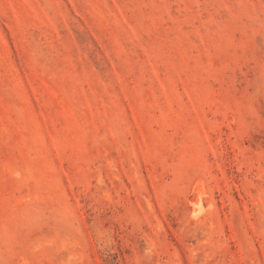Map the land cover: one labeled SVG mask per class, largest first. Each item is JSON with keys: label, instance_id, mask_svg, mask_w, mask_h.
I'll return each mask as SVG.
<instances>
[{"label": "rangeland", "instance_id": "obj_1", "mask_svg": "<svg viewBox=\"0 0 264 264\" xmlns=\"http://www.w3.org/2000/svg\"><path fill=\"white\" fill-rule=\"evenodd\" d=\"M0 264H264V0H0Z\"/></svg>", "mask_w": 264, "mask_h": 264}]
</instances>
